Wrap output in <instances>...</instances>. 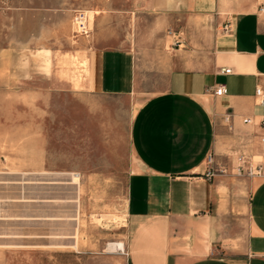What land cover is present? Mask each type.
Returning a JSON list of instances; mask_svg holds the SVG:
<instances>
[{
    "label": "crops",
    "instance_id": "1",
    "mask_svg": "<svg viewBox=\"0 0 264 264\" xmlns=\"http://www.w3.org/2000/svg\"><path fill=\"white\" fill-rule=\"evenodd\" d=\"M144 6L155 30L169 26L182 40L160 59L161 86L141 88L137 45L111 44L109 27L94 29L74 66L81 95L137 101L128 130L124 264H264V174L252 175L248 188L244 175L224 167L241 154L261 156L264 165V0ZM220 85L226 91L217 95Z\"/></svg>",
    "mask_w": 264,
    "mask_h": 264
},
{
    "label": "rangeland",
    "instance_id": "2",
    "mask_svg": "<svg viewBox=\"0 0 264 264\" xmlns=\"http://www.w3.org/2000/svg\"><path fill=\"white\" fill-rule=\"evenodd\" d=\"M146 1L0 0V264H124L137 101L81 95L73 72L77 50L94 41L95 28L109 27L111 44L137 45L141 88L161 86L160 59L182 40L169 26L155 30ZM79 10L92 28L87 35L77 32ZM248 160L264 174L261 156ZM242 175L248 184L251 175Z\"/></svg>",
    "mask_w": 264,
    "mask_h": 264
},
{
    "label": "built area",
    "instance_id": "3",
    "mask_svg": "<svg viewBox=\"0 0 264 264\" xmlns=\"http://www.w3.org/2000/svg\"><path fill=\"white\" fill-rule=\"evenodd\" d=\"M260 10L264 11V7L260 8ZM75 23H76V27H77V32L85 34L88 32V16L86 14V11L83 10H79L76 15H75ZM225 31H228L231 29L230 27V23H227L224 28ZM226 72H229L230 69H226ZM225 87L224 85H220L218 87H216L215 89V94L220 95L222 93H224ZM243 121L245 123H250L251 119L250 118H244ZM261 141L264 142V136L261 137ZM237 161H238V165L235 167L236 169V173L241 175L243 173L248 174V175H259L262 172V167L259 165H255V167L253 168L251 163L248 160V156L241 154L238 155L237 157ZM208 162L212 163V156L209 155L208 157Z\"/></svg>",
    "mask_w": 264,
    "mask_h": 264
},
{
    "label": "bare ground",
    "instance_id": "4",
    "mask_svg": "<svg viewBox=\"0 0 264 264\" xmlns=\"http://www.w3.org/2000/svg\"><path fill=\"white\" fill-rule=\"evenodd\" d=\"M83 61H84V60H83ZM83 63H85V62H83ZM85 64H87V63H85ZM85 64H84V65H85ZM82 66H83V65H82ZM77 67H78V66H77ZM77 71H78V70H77ZM79 71H80V70H79ZM73 73H74V72H73ZM77 73H78V72H77ZM75 74H76V73H75ZM83 74H84V72H83ZM83 74H82V75H83ZM80 75H81V74H80ZM72 76H73V75H72ZM80 77H81V76H80ZM76 78H77V77H76ZM83 79H84V78H83ZM77 81H78V80H77ZM79 81H80V79H79ZM78 87H79V86H78ZM117 245H118V248H121V246H120L121 244H120V243H117Z\"/></svg>",
    "mask_w": 264,
    "mask_h": 264
}]
</instances>
